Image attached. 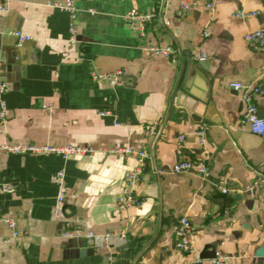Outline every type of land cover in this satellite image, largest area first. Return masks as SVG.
Listing matches in <instances>:
<instances>
[{
  "label": "crops",
  "instance_id": "1",
  "mask_svg": "<svg viewBox=\"0 0 264 264\" xmlns=\"http://www.w3.org/2000/svg\"><path fill=\"white\" fill-rule=\"evenodd\" d=\"M52 1L6 0L0 12V80L9 85L0 143L131 145L146 152L145 166L129 185L133 155L0 151V264H192L207 245L224 264H264V134L242 122L240 91L229 85L264 73V46L244 38L264 26V0H200L187 12L184 0H76L74 43L69 14ZM131 8L153 15L143 34L123 18ZM241 10L260 14L233 16ZM13 31L32 39L18 45ZM148 45L174 52L152 55ZM117 70L121 84L91 77ZM255 102L264 119V93ZM202 123L205 145L195 134ZM181 159L204 161L207 173H174ZM60 171L63 218L54 215ZM129 193L141 202L119 208ZM181 216L193 225L188 253L175 247ZM64 219L83 235L63 236Z\"/></svg>",
  "mask_w": 264,
  "mask_h": 264
},
{
  "label": "built area",
  "instance_id": "2",
  "mask_svg": "<svg viewBox=\"0 0 264 264\" xmlns=\"http://www.w3.org/2000/svg\"><path fill=\"white\" fill-rule=\"evenodd\" d=\"M51 6L57 7L61 10L66 11L70 17V37L71 43L76 42L77 36V24L76 18V0H54L49 3ZM200 0H184L180 3V9L183 12L191 11L192 9L198 7ZM207 9L213 10V2H206ZM6 11V0H0V12ZM260 11H236L233 16L237 18L247 19L252 16H257ZM124 20L128 23L129 27L139 34H143L146 29L147 24H149L153 15L142 13L136 8L129 9L124 15ZM14 35L18 39V45H22L24 42L31 40L32 36L21 31H13ZM204 36L207 35L206 32L203 33ZM246 42L251 43L255 46H264V26L248 31L244 36ZM147 51L152 55H162L170 56L174 52L172 45L159 46V45H148ZM0 71H2V62L0 61ZM91 77L96 81H108L110 84H121L123 82V72L122 70L106 72V71H93ZM230 87L236 91H240L241 101L244 105V113L242 117V122H246L250 125L253 133L261 135L264 134V119L258 115V106L255 102V96L264 93V73L251 84H243L240 81L230 82ZM9 90V85L6 81L0 80V122H4L7 116V104L4 99L5 93ZM102 115L108 114L107 111L101 112ZM119 125V123H116ZM208 133V125L202 123L198 126L195 131L198 137L199 143L205 145ZM180 140L183 136L179 137ZM0 151L13 153V154H47L55 153L61 155L64 159H69L76 156H89L96 153L112 154L119 156H136L139 160V166L127 173L125 177L126 183L133 185L140 180L143 168L145 166L146 152L142 149L134 148L131 145H119L116 144L109 149H97L92 145L88 144H49V143H14V142H2L0 143ZM172 171L174 173H197L200 175H205L207 173V166L204 161L197 159H181L176 161L172 166ZM64 171H60L58 174V183L61 187L60 192L57 195L56 202L54 205V215L58 218H63L65 214V203H66V192L64 190ZM2 190L4 192H12L14 188L10 185L3 184ZM227 192V189H223ZM141 202V198L134 195V193H129L127 195L121 196L117 199L116 204L119 208L129 207L132 205H137ZM6 222L13 229L15 228V223L11 218H6ZM65 230L63 231V236L74 237L81 236L83 233L81 231H74L70 228V222L64 219ZM193 231V225L187 216H181L178 220V224L175 231V247L183 252L193 251L192 241L190 235ZM16 233V231H14ZM87 237L99 238L101 235L95 234L90 231L86 233ZM226 255L219 254L212 258L213 264H224L226 262ZM204 258L197 257L193 260L192 264H203Z\"/></svg>",
  "mask_w": 264,
  "mask_h": 264
},
{
  "label": "water",
  "instance_id": "3",
  "mask_svg": "<svg viewBox=\"0 0 264 264\" xmlns=\"http://www.w3.org/2000/svg\"><path fill=\"white\" fill-rule=\"evenodd\" d=\"M230 200H227V205L229 204ZM211 249V250H210ZM258 254L263 255L264 254V249L262 248ZM217 252L214 249V247L207 245L202 249V251L199 253V257L201 258H214L216 257Z\"/></svg>",
  "mask_w": 264,
  "mask_h": 264
}]
</instances>
